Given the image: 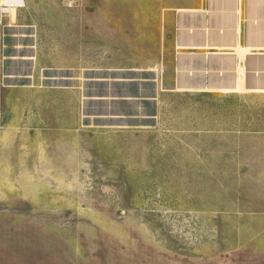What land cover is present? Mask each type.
<instances>
[{
	"label": "rangeland",
	"instance_id": "1",
	"mask_svg": "<svg viewBox=\"0 0 264 264\" xmlns=\"http://www.w3.org/2000/svg\"><path fill=\"white\" fill-rule=\"evenodd\" d=\"M125 9L0 20V264H264V101L171 91Z\"/></svg>",
	"mask_w": 264,
	"mask_h": 264
},
{
	"label": "crops",
	"instance_id": "2",
	"mask_svg": "<svg viewBox=\"0 0 264 264\" xmlns=\"http://www.w3.org/2000/svg\"><path fill=\"white\" fill-rule=\"evenodd\" d=\"M125 11L141 23L129 44L156 47L171 91L264 101V0H126Z\"/></svg>",
	"mask_w": 264,
	"mask_h": 264
},
{
	"label": "built area",
	"instance_id": "3",
	"mask_svg": "<svg viewBox=\"0 0 264 264\" xmlns=\"http://www.w3.org/2000/svg\"><path fill=\"white\" fill-rule=\"evenodd\" d=\"M25 7V0H18L14 2H8L6 0V3L4 5L0 6V20L9 13L10 9H22Z\"/></svg>",
	"mask_w": 264,
	"mask_h": 264
},
{
	"label": "bare ground",
	"instance_id": "4",
	"mask_svg": "<svg viewBox=\"0 0 264 264\" xmlns=\"http://www.w3.org/2000/svg\"><path fill=\"white\" fill-rule=\"evenodd\" d=\"M14 1H18V0H8V2H14ZM9 12H11V11L9 10Z\"/></svg>",
	"mask_w": 264,
	"mask_h": 264
}]
</instances>
